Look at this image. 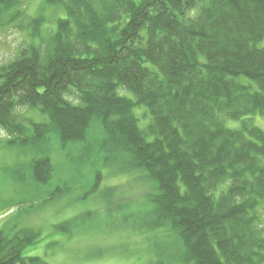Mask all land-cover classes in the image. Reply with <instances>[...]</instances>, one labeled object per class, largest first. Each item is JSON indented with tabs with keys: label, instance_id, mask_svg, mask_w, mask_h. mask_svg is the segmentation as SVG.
I'll use <instances>...</instances> for the list:
<instances>
[{
	"label": "trees",
	"instance_id": "trees-1",
	"mask_svg": "<svg viewBox=\"0 0 264 264\" xmlns=\"http://www.w3.org/2000/svg\"><path fill=\"white\" fill-rule=\"evenodd\" d=\"M24 1L0 0V27L28 37L0 65V127L33 182L53 149L127 166L152 184L151 228L176 234L169 264H264V0H45L64 15L45 28ZM38 235L0 228V264H47L22 255Z\"/></svg>",
	"mask_w": 264,
	"mask_h": 264
},
{
	"label": "rangeland",
	"instance_id": "rangeland-1",
	"mask_svg": "<svg viewBox=\"0 0 264 264\" xmlns=\"http://www.w3.org/2000/svg\"><path fill=\"white\" fill-rule=\"evenodd\" d=\"M24 5L29 15L44 16V28L54 27L55 19L64 17L59 7L45 0H25ZM27 39V31L13 24L0 27V65L11 61ZM18 112L46 120L36 109L18 108ZM133 113L143 129L150 114L141 106H135ZM252 122L264 130V116H252ZM225 123L229 128L239 127V121ZM9 138L0 127V228L10 233L27 229L39 233L37 242L23 249L24 257H38L47 264L173 263L176 234L168 228H151L152 221L144 212L146 194L153 189L140 171L105 165L98 156L80 162L82 157L75 152L67 155L53 149L52 179L36 184L29 167L31 151L8 143ZM56 187L68 190L50 199ZM262 214L264 219V210ZM69 221L74 223L57 227Z\"/></svg>",
	"mask_w": 264,
	"mask_h": 264
}]
</instances>
